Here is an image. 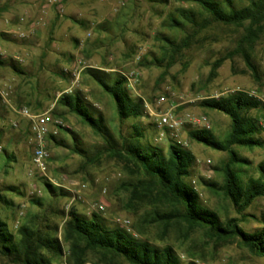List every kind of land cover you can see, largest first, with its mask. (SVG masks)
Wrapping results in <instances>:
<instances>
[{
  "label": "rangeland",
  "instance_id": "374dc122",
  "mask_svg": "<svg viewBox=\"0 0 264 264\" xmlns=\"http://www.w3.org/2000/svg\"><path fill=\"white\" fill-rule=\"evenodd\" d=\"M181 9L199 12L195 5L177 0H1L0 60L4 64L0 65V219L12 234L31 221L41 227H57L53 234L61 248L57 264L73 263L64 237V225L72 209L86 218L98 217L109 228L120 227L117 218H128V233L156 247L171 246L183 263L264 264L236 242L216 243L202 230L186 233L180 224L162 234L160 225L141 226L139 222L150 207L141 203L129 206V193L122 187L136 177L127 174L118 159L107 154L94 157L103 149L102 140L57 105L64 93L79 92L115 136L119 131L130 132L137 125L143 132V142L157 145L166 155L172 143L156 141L153 119L142 117L124 124L118 121L112 100L85 74L94 69L124 77L131 95L145 104L153 103L159 94L181 95L193 101L180 110L193 117L204 115L210 132L219 141L227 138L231 122L222 113L202 108L200 99L232 91L253 95L263 106L249 116L258 118L264 128V30L250 53L259 71L258 81L240 55L226 60L210 80L212 64L235 49L244 31L213 24L167 67L170 54L164 53L160 38L179 42L191 32L189 26L184 32L166 26ZM21 109L31 114L48 111L54 121L56 134H51L54 139H48L50 159L45 175L32 164L30 138L24 130L25 120L19 115ZM187 130L192 128L187 126L182 136L189 141L187 149L195 163L186 182L195 189L201 203L215 210L221 220L240 218L227 201L205 186L222 183L216 169L228 162L227 154L192 142ZM74 146L86 154L74 153ZM234 150L244 161L241 169L236 168L243 181L256 176L257 165L264 162V145L253 150ZM9 188L16 190L10 192ZM97 203L104 205L102 213L94 208ZM245 214L246 220L240 225L243 230L262 229L264 197ZM0 264L13 263L0 255ZM85 264L127 263L107 253L87 251Z\"/></svg>",
  "mask_w": 264,
  "mask_h": 264
},
{
  "label": "trees",
  "instance_id": "16d2710c",
  "mask_svg": "<svg viewBox=\"0 0 264 264\" xmlns=\"http://www.w3.org/2000/svg\"><path fill=\"white\" fill-rule=\"evenodd\" d=\"M177 1L193 4L199 12L181 9L177 17L167 21L166 26L173 30L184 32L188 26L191 30L179 42L160 38L165 45L164 53L170 54L167 67L174 64L175 56L187 49L200 32L216 24L242 28L244 32L235 49L212 64L209 79L216 76V71L226 60L240 55L252 77L259 80V71L252 63L250 53L264 30V0ZM3 64L0 60V65ZM85 74L112 100L116 118L121 124L143 117L144 103L131 95L124 77H113L94 69H88ZM57 105L77 117L102 140L103 149L94 157L107 154L118 159L124 163L125 172L136 177L122 187L129 193V206L141 203L150 207L146 217L139 222L141 226L160 225L162 234H166L171 227L181 224L185 226L186 233L202 230L207 238L216 243L236 242L252 256L264 261V226L249 232L240 226L246 220L245 212L264 197V162L257 165L256 176L243 181L241 172L236 168L241 169L244 161L234 150L235 147L253 150L264 145V128L259 125L258 118L249 116L251 111L263 106L261 101L237 91L199 103L202 108L217 111L229 118L230 132L224 141L217 140L210 130H187L192 142L228 156V162L216 169L221 173L222 183H205L241 216L225 220H221L215 210L202 204L195 189L186 182L195 163L194 156L187 148L170 144L165 155L157 145L143 142V132L137 125H133L130 132L119 131L115 136L104 118L91 109L79 92L64 93L57 100ZM49 138L54 139L53 136ZM73 150L82 156L86 154L77 146ZM47 186L53 190L50 185ZM7 190L11 192L16 189ZM32 202L39 205L38 201ZM4 203L10 205L9 201ZM56 232L57 227H41L38 222L31 221L12 234L0 219V255L13 264H57L61 248L53 235ZM64 237L69 242L72 264H85L87 251L107 253L127 264H195L192 261L183 263L169 245L156 247L120 227H107L96 216L86 218L73 209L64 225Z\"/></svg>",
  "mask_w": 264,
  "mask_h": 264
},
{
  "label": "built area",
  "instance_id": "2783aa9c",
  "mask_svg": "<svg viewBox=\"0 0 264 264\" xmlns=\"http://www.w3.org/2000/svg\"><path fill=\"white\" fill-rule=\"evenodd\" d=\"M1 3V0H0ZM237 91H232L234 93ZM247 94V93H246ZM227 95V94H226ZM249 96L255 97L248 94ZM225 95L217 94L211 97H202L200 100L209 98H219ZM193 101H187L181 95H156L153 103L145 104L143 117L154 120L153 126L157 131L156 141H170L172 144L187 148L189 141L186 137L182 136L187 126L192 129H205L210 130V125L204 115L193 117L185 114L180 108ZM19 115L22 120H25V131L28 133L31 145V161L40 174L45 175L48 171V161L50 155L47 151L48 139L51 134H56L53 131L54 121L50 112H43L40 114H31L27 109H21ZM17 127V124L15 125ZM97 212L104 211V205L97 203L94 205ZM116 222L120 228L129 231L130 220L128 218H117Z\"/></svg>",
  "mask_w": 264,
  "mask_h": 264
}]
</instances>
